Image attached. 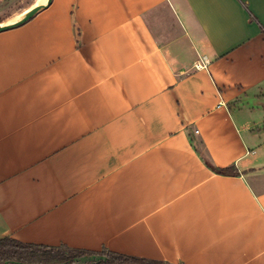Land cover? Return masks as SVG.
I'll return each mask as SVG.
<instances>
[{
  "label": "crops",
  "instance_id": "1",
  "mask_svg": "<svg viewBox=\"0 0 264 264\" xmlns=\"http://www.w3.org/2000/svg\"><path fill=\"white\" fill-rule=\"evenodd\" d=\"M4 238L264 264V0H52L1 32Z\"/></svg>",
  "mask_w": 264,
  "mask_h": 264
},
{
  "label": "trees",
  "instance_id": "2",
  "mask_svg": "<svg viewBox=\"0 0 264 264\" xmlns=\"http://www.w3.org/2000/svg\"><path fill=\"white\" fill-rule=\"evenodd\" d=\"M215 173L221 175H234L233 166L227 168H214L208 164ZM99 257L93 264H164L143 258H136L102 250L91 252L74 250L66 247H42L21 243L4 238L0 240V264H74L76 260Z\"/></svg>",
  "mask_w": 264,
  "mask_h": 264
},
{
  "label": "rangeland",
  "instance_id": "3",
  "mask_svg": "<svg viewBox=\"0 0 264 264\" xmlns=\"http://www.w3.org/2000/svg\"><path fill=\"white\" fill-rule=\"evenodd\" d=\"M36 0H5L0 2V20L8 21L11 20L9 17L14 16L15 19L18 17L23 9H26L30 4L34 3ZM9 18V19H8ZM7 19V20H5ZM100 259L99 257H93L89 259L76 260L74 264H93Z\"/></svg>",
  "mask_w": 264,
  "mask_h": 264
},
{
  "label": "water",
  "instance_id": "4",
  "mask_svg": "<svg viewBox=\"0 0 264 264\" xmlns=\"http://www.w3.org/2000/svg\"><path fill=\"white\" fill-rule=\"evenodd\" d=\"M52 0H47L46 3L36 5L29 10H27L25 13L19 15L15 19H11L5 22L0 23V33L4 31H8L14 28H17L27 21H29L31 18H33L36 14H38L40 11L46 9Z\"/></svg>",
  "mask_w": 264,
  "mask_h": 264
},
{
  "label": "built area",
  "instance_id": "5",
  "mask_svg": "<svg viewBox=\"0 0 264 264\" xmlns=\"http://www.w3.org/2000/svg\"><path fill=\"white\" fill-rule=\"evenodd\" d=\"M208 62L206 60L197 61L193 64L195 70H204L207 68Z\"/></svg>",
  "mask_w": 264,
  "mask_h": 264
},
{
  "label": "bare ground",
  "instance_id": "6",
  "mask_svg": "<svg viewBox=\"0 0 264 264\" xmlns=\"http://www.w3.org/2000/svg\"><path fill=\"white\" fill-rule=\"evenodd\" d=\"M43 3H45L44 0H37V4L36 5L43 4ZM36 5H34V6H36Z\"/></svg>",
  "mask_w": 264,
  "mask_h": 264
},
{
  "label": "snow or ice",
  "instance_id": "7",
  "mask_svg": "<svg viewBox=\"0 0 264 264\" xmlns=\"http://www.w3.org/2000/svg\"><path fill=\"white\" fill-rule=\"evenodd\" d=\"M44 2L46 3V2H47V0H44Z\"/></svg>",
  "mask_w": 264,
  "mask_h": 264
}]
</instances>
